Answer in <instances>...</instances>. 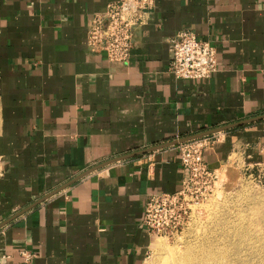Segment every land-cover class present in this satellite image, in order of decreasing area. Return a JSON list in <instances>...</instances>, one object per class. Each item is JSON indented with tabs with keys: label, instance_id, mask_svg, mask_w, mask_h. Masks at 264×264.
I'll list each match as a JSON object with an SVG mask.
<instances>
[{
	"label": "crops",
	"instance_id": "crops-1",
	"mask_svg": "<svg viewBox=\"0 0 264 264\" xmlns=\"http://www.w3.org/2000/svg\"><path fill=\"white\" fill-rule=\"evenodd\" d=\"M115 1L0 0V264H143L145 200L186 177L168 143L234 125L203 160L264 173V0H154L126 63L87 46ZM183 31L215 48L209 78L169 70Z\"/></svg>",
	"mask_w": 264,
	"mask_h": 264
},
{
	"label": "built area",
	"instance_id": "built-area-1",
	"mask_svg": "<svg viewBox=\"0 0 264 264\" xmlns=\"http://www.w3.org/2000/svg\"><path fill=\"white\" fill-rule=\"evenodd\" d=\"M154 0H118L109 3L102 14L89 23L87 46L103 52L111 62L126 63L132 47V29L144 20ZM169 70L177 79L209 78L217 70L216 50L207 41L198 40L190 31L177 33L168 40ZM209 137L178 143L179 161L186 171L182 187L175 193L149 194L143 207L141 224L153 235H173L189 218V202L201 197L215 177L205 161L203 150ZM25 260L31 255L22 252ZM3 258L5 256H2Z\"/></svg>",
	"mask_w": 264,
	"mask_h": 264
},
{
	"label": "rangeland",
	"instance_id": "rangeland-1",
	"mask_svg": "<svg viewBox=\"0 0 264 264\" xmlns=\"http://www.w3.org/2000/svg\"><path fill=\"white\" fill-rule=\"evenodd\" d=\"M225 165L190 202L173 235H156L143 264H264V173ZM158 240V241H157Z\"/></svg>",
	"mask_w": 264,
	"mask_h": 264
},
{
	"label": "water",
	"instance_id": "water-1",
	"mask_svg": "<svg viewBox=\"0 0 264 264\" xmlns=\"http://www.w3.org/2000/svg\"><path fill=\"white\" fill-rule=\"evenodd\" d=\"M263 117H264V115H263L262 117H257V118H255V119H250V120H248V121L258 120V119H261V118H263ZM239 124H240V123H237V124H235V125H239ZM232 126H234V125H230V126L221 127V128H217V129L209 130V131H206V132H202V133H200V134L193 135V136H190V137H186V138H183V139H180V140L174 141V142H172V143H168V144H166V145H174V144H177V143H182V142H184V141H186V140L195 139V138H200V137H203V136H208V135H211V134H213V133H216V132H219V131L225 130V129H227V128H230V127H232ZM163 146H165V145H160V146H158V147H153V148H150V149H146V150L138 151V152L131 153V154H128V155H124V156H122V157H118V158L110 159V160H107V161H105V162H103V163L97 165V166L91 167V168H89L88 170H86V171H84L83 173H81V174H80L79 176H77L76 178H74V179H73L72 181H70L68 184L63 185V186H61L60 188H58V189L52 191L51 193H49L48 195H46L45 197H43L41 200H39L38 202L32 204L30 207H28L27 209L23 210V211L20 212L19 214H21V213H23L24 211H26V210L32 208V207L35 206L36 204H38V203L44 201V200L47 199L49 196H51V195L57 193L59 190L65 188V187H66L67 185H69L70 183H72V182H74V181L80 179L81 177H83V176H85V175H87V174H89V173H91V172H93V171H95V170H97V169H99V168H102V167H104V166H106V165H109V164H111V163H114V162H116V161H119V160H122V159H125V158L133 157V156L138 155V154H144V153H146V152L152 151V150H154V149H156V148H160V147H163ZM19 214H18V215H19ZM13 218H14V217H13ZM13 218H11V219H13ZM11 219H9V220H11ZM9 220H8V221H9ZM8 221L4 222L2 225H4L5 223H7ZM2 225H0V226H2Z\"/></svg>",
	"mask_w": 264,
	"mask_h": 264
},
{
	"label": "bare ground",
	"instance_id": "bare-ground-1",
	"mask_svg": "<svg viewBox=\"0 0 264 264\" xmlns=\"http://www.w3.org/2000/svg\"><path fill=\"white\" fill-rule=\"evenodd\" d=\"M157 241H158V240H157ZM152 244H153V245H157V244H158V242H156V241L152 240Z\"/></svg>",
	"mask_w": 264,
	"mask_h": 264
}]
</instances>
